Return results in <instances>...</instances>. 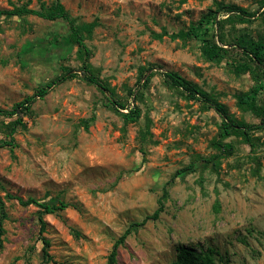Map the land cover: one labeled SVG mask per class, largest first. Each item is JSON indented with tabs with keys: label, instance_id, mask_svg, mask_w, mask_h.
Listing matches in <instances>:
<instances>
[{
	"label": "rangeland",
	"instance_id": "rangeland-1",
	"mask_svg": "<svg viewBox=\"0 0 264 264\" xmlns=\"http://www.w3.org/2000/svg\"><path fill=\"white\" fill-rule=\"evenodd\" d=\"M54 2L82 28L89 72L114 101L141 115L125 122L126 110H115L107 94L82 80V57L66 38V23L0 18V110L10 111L64 70L78 75L36 99L28 113L17 111L26 128H17L13 149H0V264H41V237L49 242L47 264H107L115 240L153 214L164 188V211L127 237L116 264H170L181 247L212 249L213 264H264V129L250 133L251 146L229 136L232 154L206 162L218 153L221 119L162 74L194 83L235 120L259 123L237 106L253 80L234 64L241 59L238 36L264 37L259 17L218 30L225 18L219 14L208 24L206 39L227 50L216 62L202 57L199 39L169 35L187 32L218 3L254 13L264 0H0V10ZM15 119L0 117V142ZM8 196L68 207L43 217L40 236L38 208Z\"/></svg>",
	"mask_w": 264,
	"mask_h": 264
},
{
	"label": "trees",
	"instance_id": "trees-1",
	"mask_svg": "<svg viewBox=\"0 0 264 264\" xmlns=\"http://www.w3.org/2000/svg\"><path fill=\"white\" fill-rule=\"evenodd\" d=\"M261 11V12H260ZM222 14L225 18L217 22V29L219 30L222 24L233 22L237 20L239 23L242 22H251L252 18H260L261 22H264V2L261 5V8L254 12L249 13L245 9L236 7L234 5H223L218 3L214 11L208 12L205 16L199 20L197 25H191L187 32H179L177 34L169 35L172 40L180 38L181 40H186L190 38L199 39L202 41L203 46L201 47V55L206 60L211 62L219 61L226 55L227 50L218 46L212 39H206L208 34V24H215V19L217 15ZM24 17V16H34L47 21H56L60 20L68 26V35L67 39L70 44L77 48V53L82 57V74L81 78L84 82L89 85L95 86L101 92L107 94L110 102L115 106V110H126V113H121L122 118L125 122H133L140 118V109L135 106L129 107L126 104L114 101L112 97L114 95L111 93L107 84L100 81L96 76L92 75L89 72L87 62L90 59L91 52L84 43V35L82 34V28L76 26L74 19L70 14L62 7L59 2H54L47 8H42L41 10L29 9L26 6L15 7L11 10H0L1 17ZM162 35L156 36V38L161 39ZM221 42L222 40L219 39ZM235 46L241 52L240 62L234 63L235 69L238 72H250L251 78L253 80V86L245 93L237 96V106L243 112H249L254 117L259 120L257 124H248L241 121L235 120L228 112L227 108L218 103L214 98L203 93L194 83L184 79L179 74L175 72H164L163 78L164 82L177 91L184 94L190 100L197 101L202 104L206 109H212L221 119V124L219 127V132L217 139L214 140V146L218 150L217 155H215L211 161L218 159L220 156H230L233 152L232 146L229 143H225L229 136L235 135L241 137L242 141L252 145L250 133L255 131H261L264 129V37L257 36L252 38L251 36L244 34L238 36L236 39ZM153 67L148 69H142L137 84L140 83L142 79L145 78V73L148 70H152ZM75 72L72 70H64L61 75L56 77L51 82L47 83L45 86L38 88L35 93L27 97L24 101L17 103L10 111L0 110V117L11 118L16 116V119L10 123L8 140L0 142V149L2 148H11L13 149L16 144L13 138L14 133L17 128L25 129V123L22 121L20 116L17 115L28 113L31 109L32 104L36 99L42 100L50 90L57 84H61L67 80L77 77ZM148 79L146 78L145 81ZM129 96L134 95V91H128ZM19 111V113L17 112ZM145 137V135H142ZM192 166H189L184 169L178 170L175 175L179 176L180 174L189 171ZM168 193L164 188L161 198L158 200V207L153 212L152 215L145 217L139 223L131 224L126 230L119 236L112 245L111 251L107 256V264H116L118 249L122 247L129 235L136 232L138 228L143 227L148 221L158 220L160 214L164 211V201L167 199ZM10 199H15L22 207L34 206L38 208L37 211V221L39 224V235L41 236L45 232L46 224L43 220L45 215H53L59 211L65 210L68 206L64 203L60 205H50L47 203H40L39 201L28 198L23 200L18 197L8 196ZM2 202L0 201V210L2 209ZM4 216V214H2ZM3 233L2 221L0 220V250L2 248L1 236ZM40 241L42 243V261L41 264H47L51 261V257L48 254L49 242L41 237ZM215 252L212 249H207L206 251H197L192 248H183L181 247L178 250V255L176 260L170 264H213Z\"/></svg>",
	"mask_w": 264,
	"mask_h": 264
}]
</instances>
